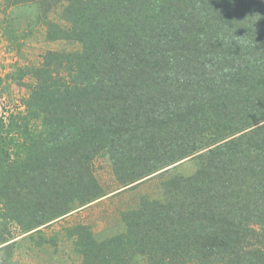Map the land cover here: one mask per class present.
<instances>
[{"label":"trees","instance_id":"16d2710c","mask_svg":"<svg viewBox=\"0 0 264 264\" xmlns=\"http://www.w3.org/2000/svg\"><path fill=\"white\" fill-rule=\"evenodd\" d=\"M5 1L38 4L50 41L82 47L48 50L24 110L0 118V221L36 232L103 198L102 152L123 190L196 158L122 213L123 232L73 227L80 264H264V97L242 116L228 104L263 72L264 0ZM64 2L67 28L48 18Z\"/></svg>","mask_w":264,"mask_h":264},{"label":"rangeland","instance_id":"374dc122","mask_svg":"<svg viewBox=\"0 0 264 264\" xmlns=\"http://www.w3.org/2000/svg\"><path fill=\"white\" fill-rule=\"evenodd\" d=\"M65 4L57 5L48 18L67 28L70 24L62 18ZM81 47L80 42L67 39L50 41L47 38V26L40 19L38 4L9 6L5 0H0V118L8 122L9 118L12 119L11 114L24 110L23 99L29 93L28 84L34 81L28 72L32 66L42 63L43 55L48 50L75 51ZM259 66L254 68L255 75L248 76V86H244L245 83L237 85L248 92L241 94L240 101L230 100L228 103L232 108L230 110L237 113L235 115L242 116L245 113L251 105V98L256 100L264 97V69L262 72ZM226 89L221 87L223 91ZM252 120H256L254 123H264V113L260 112ZM197 166L198 160L191 158L164 177L156 175L136 187L123 190L108 154L102 152L92 160V169L105 196L83 207L75 204L70 215L46 227L41 226L40 231L36 232L33 230L25 234L26 230L19 229L15 222L0 221V234L6 230L7 223L13 231L8 238H14L11 241H15L7 247L5 243L0 245V264H80L83 257L75 245V237L70 235L73 227L79 224L90 226L98 240L123 232L126 229L122 220L123 212L137 207L143 195L162 199L165 178L177 173L189 175ZM145 263L146 259L141 255L133 260V264Z\"/></svg>","mask_w":264,"mask_h":264}]
</instances>
